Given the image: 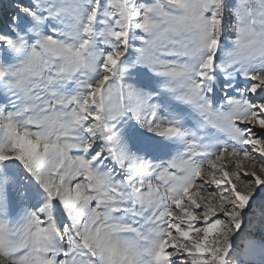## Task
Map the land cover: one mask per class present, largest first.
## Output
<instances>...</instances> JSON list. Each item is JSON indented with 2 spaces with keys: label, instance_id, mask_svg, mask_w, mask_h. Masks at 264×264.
<instances>
[{
  "label": "snow or ice",
  "instance_id": "1",
  "mask_svg": "<svg viewBox=\"0 0 264 264\" xmlns=\"http://www.w3.org/2000/svg\"><path fill=\"white\" fill-rule=\"evenodd\" d=\"M0 264H264V0H0Z\"/></svg>",
  "mask_w": 264,
  "mask_h": 264
},
{
  "label": "rangeland",
  "instance_id": "2",
  "mask_svg": "<svg viewBox=\"0 0 264 264\" xmlns=\"http://www.w3.org/2000/svg\"><path fill=\"white\" fill-rule=\"evenodd\" d=\"M11 0H4V3H10ZM253 212H255V215L252 213H249L248 220L249 225L248 228L243 229V235H241L240 240L237 242L241 247H243L245 241L249 237H254L256 239H259V228H258V221L260 219V207L259 202L257 205L254 206Z\"/></svg>",
  "mask_w": 264,
  "mask_h": 264
}]
</instances>
